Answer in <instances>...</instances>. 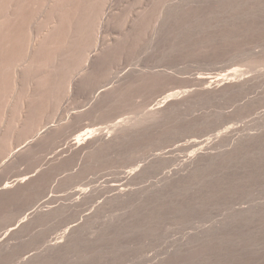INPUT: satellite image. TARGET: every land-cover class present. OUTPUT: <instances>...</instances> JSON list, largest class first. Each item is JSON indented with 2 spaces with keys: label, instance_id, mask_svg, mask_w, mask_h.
I'll list each match as a JSON object with an SVG mask.
<instances>
[{
  "label": "rangeland",
  "instance_id": "rangeland-1",
  "mask_svg": "<svg viewBox=\"0 0 264 264\" xmlns=\"http://www.w3.org/2000/svg\"><path fill=\"white\" fill-rule=\"evenodd\" d=\"M16 1L0 264H264V0Z\"/></svg>",
  "mask_w": 264,
  "mask_h": 264
},
{
  "label": "bare ground",
  "instance_id": "bare-ground-1",
  "mask_svg": "<svg viewBox=\"0 0 264 264\" xmlns=\"http://www.w3.org/2000/svg\"><path fill=\"white\" fill-rule=\"evenodd\" d=\"M2 1H3V0H2ZM15 1H16V0H15ZM49 1H50V0H49ZM76 1H77V0H76ZM16 2H17V1H16ZM16 2H15V3H16ZM18 2H19V1H18ZM26 2H28V1H26ZM32 2H33V1H32ZM32 2H31V5L33 4ZM39 2H40V1H39ZM47 2H48V1H47ZM50 2H51V1H50ZM52 2H53V1H52ZM56 2H57V1H56ZM56 2H55V3H56ZM59 2H60V1H59ZM66 2H67V1H66ZM74 2H75V1H74ZM74 2H73V4H76V3H74ZM80 2H82V1L80 0ZM95 2H97V1H95ZM98 2H99V1H98ZM104 2H105V1H104ZM1 3H2V2H1ZM15 3H14V4H15ZM23 3H24V2H23ZM43 3H44V2H43ZM105 3H106V2H105ZM37 4H38V3H37ZM45 4H46V3H45ZM53 4H54V3H53ZM56 4H57V3H56ZM62 4H63V3H62ZM62 4H60L61 7H62ZM64 4H65V3H64ZM70 4H71V6L73 5L72 3H70ZM93 4H94V3H93ZM93 4H92V5H93ZM103 4H104V3H103ZM0 5H1V4H0ZM3 5H4V4H3ZM5 5H6V4H5ZM42 5H43V4H42ZM47 5H48V4H47ZM60 5H59V6H60ZM85 5H87L86 2H85ZM96 5H97V4H96ZM1 6H2V5H1ZM1 6H0V7H1ZM8 6H9V5H8ZM27 6H28V5H27ZM27 6H25V7H27ZM29 6H30V5H29ZM48 6H50V4H49ZM65 6H66V5H65ZM67 6H68V5H67ZM69 6H70V5H69ZM2 7H4L5 9L8 8V7H5V6H2ZM18 7H20V6L18 5ZM18 7H17V8H18ZM34 7H35V6H34ZM37 7H38V6H37ZM41 7H42V6H41ZM78 7H79V6H78ZM14 8H16V7H14ZM17 8H16V9H17ZM28 8H30V7H28ZM32 8H33V7H32ZM35 8H36V7H35ZM45 8H46V10H47L48 7L45 6ZM50 8H51V7H50ZM54 8H55V7H54ZM63 8H65V7H63ZM63 8H62V9H63ZM79 8H80V7H79ZM83 8L85 9L84 6H83ZM86 8H87V7H86ZM26 9H27V8H26ZM33 9H34V8H33ZM60 9H61V8H60ZM70 9H71V7L69 8V10H70ZM76 9H77V8H76ZM87 9H88V8H87ZM87 9H85V10H87ZM90 9H92V8H90ZM90 9H89V10H90ZM99 9H100V8H99ZM10 10H11V9L9 8V13H10ZM44 10H45V9H44ZM55 10H56V9H55ZM81 10H82V9H81ZM89 10H88V11H89ZM102 10H103V9H102ZM14 11H15V9H14ZM14 11H13V12H14ZM19 11H20V10H19ZM26 11H27V10H26ZM28 11H29V10H28ZM30 11H31V10H30ZM42 11H43V8H42ZM52 11H53V10H52ZM70 11H71V10H70ZM76 11H78V12L76 13V14L78 15L79 10H76ZM91 11H92V10H91ZM104 11H106V10H104ZM107 11H108V10H107ZM3 12H4V10H3ZM6 12H8V11H5V13H6ZM13 12H12V13H13ZM44 12H46V11H44ZM47 12H48V10H47ZM58 12H59V11H58ZM63 12H64V11H63ZM89 12H90V11H89ZM12 13H11V15H12ZM42 13H43V12H42ZM42 13L39 12V14H42ZM54 13H55V12H54ZM54 13H53V14H54ZM59 13H61V12H59ZM67 13H68V12H67ZM90 13H91V12H90ZM96 13H97V12H96ZM102 13H103V12H102ZM0 14H1V12H0ZM3 14H4V13H3ZM3 14H2V15H3ZM18 14H19V13H17V15H18ZM22 14H23V13H22ZM33 14H34V13H33ZM43 14H44V13H43ZM53 14H52V15H53ZM62 14H63V13H62ZM69 14H70V13H69ZM87 14H88V13H87ZM100 14H101V13H100ZM104 14H105V13H104ZM104 14H103V15H104ZM107 14H108V13H107ZM5 15H6V14H5ZM36 15H37V14H36ZM48 15H50V13H49ZM54 15H55V14H54ZM54 15H53V16H54ZM56 15H57V13H56ZM67 15H68V14H67ZM77 15H76V16H77ZM85 15H86V14H85ZM85 15H83V16L85 17ZM98 15H99V14H98ZM105 15H106V14H105ZM6 16H7V15H6ZM18 16H19V15H18ZM37 16H39V15H37ZM40 16H43V15H40ZM68 16H70V15H68ZM72 16H73V15H72ZM72 16H71V17H72ZM99 16H101V15H99ZM108 16H109V15H108ZM10 17H11V16H9L8 18H10ZM12 17H13V15H12ZM16 17H17V16H16ZM20 17H21V16H20ZM43 17H45V16H43ZM74 17H75V15L73 16V18H74ZM84 17H83V18H84ZM101 17H102V16H101ZM25 18H26V17H25ZM37 18H38V17H37ZM41 18H42V17H41ZM41 18H40V19H41ZM89 18H90V17H89ZM89 18H88V19H89ZM97 18H98V16H97ZM106 18H107V17H106ZM2 19H3V18H2ZM35 19H36V18H35ZM40 19H39V20H40ZM45 19H46V18H45ZM68 19H69V18H68ZM99 19H101V18H99ZM103 19H104V17L102 18V20H103ZM13 20H16V19H13ZM56 20H57V19H56ZM75 20H76V19H74V22H75ZM85 20H86V19H85ZM85 20H84V21H85ZM2 21H5V19L2 20ZM7 21H8V20H7ZM20 21H22V20L20 19ZM30 21H31V20H30ZM59 21H60V20H59ZM59 21H58V22H59ZM68 21H69V20H68ZM70 21H71V19H70ZM70 21H69V22H70ZM80 21H81V20H80ZM17 22H18V21H17ZM17 22H13V23H16V25H17ZM33 22H34V21H33ZM35 22H36V21H35ZM40 22H41V21H40ZM69 22H68V23H69ZM89 22H90V21H89ZM10 23H11V22H10ZM22 23H23V22H22ZM28 23H29V22H28ZM43 23H44V22H43ZM46 23H47V22H46ZM54 23H55V22H54ZM59 23H61V22H59ZM72 23H73V21H72ZM81 23H82V21H81ZM81 23H80V24H81ZM97 23H98V22H97ZM102 23H103V21H102ZM102 23H101L100 25H102ZM6 24H8V23L6 22ZM51 24H53V23L51 22ZM51 24H49V23L47 24V25H49L48 29L46 28L47 30H49ZM56 24H57V23H56ZM69 24H70V23H69ZM77 24H79V23H77ZM84 24H85V23H84ZM95 24H96V23H95ZM16 25H15V26H16ZM21 25H22V24H21ZM33 25H34V23H33ZM35 25H38V23H36ZM35 25H34V26H35ZM39 25L42 26L43 24H42V25L39 24ZM66 25H67V24H66ZM74 25H75V24H74ZM93 25H94V24H93ZM11 26H12V25H11ZM26 26H27V25H26ZM30 26H31V25H30ZM40 26H39V27H40ZM70 26H71V25H70ZM72 26H73V25H72ZM75 26H76V25H75ZM31 27H32V26H31ZM31 27H30V28H31ZM61 27H62V25H61ZM80 27H81V26H80ZM84 27H85V25H84ZM16 28H17V27H16ZM16 28H15V29H16ZM32 28H34V27H32ZM32 28H31V29H32ZM56 28H57V27H56ZM78 28H79V27H78ZM78 28H77V29H78ZM97 28L100 29L101 27L98 26V24H97ZM2 29H3V28H2ZM4 29H5V28H4ZM9 29H10V28H9ZM20 29H21V28H20ZM28 29H29V28H28ZM31 29H30V30H31ZM35 29H36V27H35ZM40 29H41V28H40ZM43 29H45V28H43ZM46 29H45V30H46ZM74 29H75V28H74ZM79 29H80V28H79ZM84 29H85V28H84ZM86 29H87V28H86ZM90 29H91V27H90ZM99 29H98V30H99ZM16 30H17V29H16ZM16 30H15V31H16ZM33 30H34V29H33ZM33 30H32V32H33ZM38 30H39V29H38ZM72 30H73V28H72ZM92 30H93V29H92ZM1 31H2V30H1ZM85 31H86V30H85ZM95 31H96V30H95ZM30 32H31V31H30ZM32 32H31V34H32ZM34 32H35V31H34ZM47 32H48V31H47ZM51 32H52V31H51ZM51 32H50V33H51ZM54 32H55V31H54ZM73 32H74V31H73ZM76 32H77V31H76ZM96 32H97V31H96ZM99 32H100V31H99ZM2 33H3V32H2ZM7 33H8V32H7ZM13 33H14V32H13ZM35 33H36V32H35ZM35 33H34V35H35ZM40 33H41V32H40ZM43 33H44V30H43ZM60 33H61V32H60ZM62 33H64V32H62ZM88 33H89V32H88ZM8 34H9V33H8ZM16 34H17V33H16ZM67 34H68V33H67ZM72 34H73V33H72ZM77 34H78V32H77ZM90 34H92V32H90ZM97 34H98V33H97ZM4 35H5V34H4ZM6 35H7V34H6ZM19 35H22V34H19ZM54 35H55V34H54ZM69 35H71V34H68V36H69ZM78 35H80V34H78ZM95 35H96V34H95ZM0 36H1V35H0ZM22 36H23V35H22ZM31 36H32V35H31ZM43 36H44V34H43ZM49 36H51V35H49ZM73 36H74V35H73ZM87 36L89 37V35H87ZM4 37H5V36H4ZM18 37H19V36H18ZM18 37H17V39H18ZM39 37H40V36H39ZM69 37H70V36H69ZM82 37H83V36H82ZM90 37H92V36H90ZM93 37H94V36H93ZM0 38H1V37H0ZM2 38H3V37H2ZM29 38H30V37H29ZM42 38H43V37H42ZM42 38H41V39H42ZM55 38H56V37H55ZM55 38H54V39H55ZM61 38H62V36H61ZM72 38H73V37H72ZM94 38H95V37H94ZM96 38H97V37H96ZM98 38H100V37H98ZM6 39L8 40V38H6ZM34 39H36V38H34ZM34 39H33V41H34ZM44 39H45V37H44ZM50 39H51V37H50ZM66 39H67V38H66ZM79 39H80V38H79ZM31 40H32V38H31ZM36 40H38V39H36ZM71 40H72V39H71ZM73 40H74V38H73ZM76 40H77V39H76ZM92 40H93V39H92ZM98 40H99V39H98ZM3 41H4V40H3ZM41 41H42V40H41ZM66 41H67V40H66ZM96 41H97V39H96ZM96 41H95V42H96ZM14 42H15V41H14ZM17 42H18V41H17ZM39 42H40V41H39ZM49 42H50V41H49ZM68 42H69V41H68ZM78 42H79V41H78ZM86 42H87V41H86ZM86 42H85V44H86ZM97 42H98V41H97ZM97 42H96V43H97ZM0 43H1V42H0ZM15 43H16V42H15ZM21 43H22V42H21ZM35 43H36V42H33V43L30 42V44H32V45H30V48H29L30 50H31L33 47H35V46H34ZM70 43H71V42H70ZM81 43H82V41H81ZM83 43H84V42H83ZM41 44H42V43H41ZM41 44H40V45H41ZM50 44H51V43H50ZM50 44H49V45H50ZM63 44H64V43H63ZM66 44H67V43H66ZM10 45H11V44H10ZM15 45H16V44H15ZM24 45H25V44H24ZM67 45H68V44H67ZM98 45H99V43H98ZM98 45L96 46L97 48H98ZM2 46H3V45H2ZM79 46H80V45H79ZM82 46H83V45H82ZM93 46H95V45H93ZM28 47H29V43H28ZM28 47H27V48H28ZM36 47H37V46H36ZM49 47H50V46H49ZM3 48H4V47H3ZM6 48H7V47H6ZM8 48H9V47H8ZM10 48H11V47H10ZM42 48H43V46H42ZM72 48H75V47H72ZM78 48H79V47H78ZM84 48H85V47H84ZM86 48H87V47H86ZM93 48H94V47H93ZM29 49H28V50H29ZM34 49H35V48H34ZM37 49H38V48H37ZM47 49H48V48H47ZM82 49H83V48H82ZM0 50H2V49H0ZM13 50H14V49H13ZM19 50H20V49H19ZM32 50H33V49H32ZM89 50H91V49H89ZM34 51H36V50H34ZM34 51H33V52H34ZM47 51H48V50H47ZM47 51H46V53H47ZM52 51H54V50H52ZM60 51H61V50H60ZM65 51H66V50H65ZM75 51H76V49H75ZM81 51H82V50H81ZM21 52H22V51H21ZM25 52H26V51H25ZM48 52H49V51H48ZM78 52H79V51H78ZM78 52H77V53H78ZM96 52H97V51H96ZM98 52H99V50H98ZM37 53H38V52H37ZM44 53H45V52H44ZM70 53H71V52H70ZM90 53H91V52H90ZM8 54H9V53H8ZM8 54H7V55H8ZM23 54H24V53H23ZM38 54H39V53H38ZM53 54H54V53H53ZM9 55H10V54H9ZM16 55H17V54H16ZM27 55H28V53H27ZM29 55H30V54H29ZM36 55H37V54H36ZM73 55H74V54H73ZM87 55H88V53H87ZM87 55H86V56H87ZM91 55H92V54H91ZM12 56H14V55H12ZM17 56L19 57V55H17ZM22 56H23V55H22ZM32 56H34V55H32ZM32 56L30 55L29 58L32 57ZM48 56H49V55H48ZM89 56H90V54H89V55L87 56V58H86V61H88V62H90L89 60L91 59ZM43 57H44V56H43ZM65 57H66V56H65ZM74 57H75V56H74ZM93 57H97V56H93ZM21 58H22V57H21ZM27 58H28V57H27ZM59 58H60V57H59ZM9 59H10V58H9ZM24 59H25V58H24ZM39 59H40V58H39ZM42 59H43V58H42ZM42 59H41V60H42ZM16 60H17V59H16ZM44 60H45V59H43V61H44ZM54 60H55V59H54ZM54 60H53V61H54ZM57 60H58V59H57ZM68 60H69V59H68ZM95 60H96V58H95ZM0 61H1V60H0ZM22 61H23V60H22ZM24 61H25V60H24ZM26 61H27V60H26ZM50 61H51V60H50ZM55 61H56V60H55ZM7 62H8V61H7ZM14 62H15V61H14ZM16 62H17V61H16ZM34 62H35V61H34ZM37 62H38V61H37ZM56 62H57V61H56ZM61 62H62V61H61ZM5 63H6V62H5ZM5 63H4V64H5ZM20 63H21V61H20ZM50 63H51V62H50ZM85 63H86V62H85ZM2 64H3V63H2ZM8 64H9V63H8ZM33 64H34V63H33ZM80 64H81V63H80ZM83 64H84V63H83ZM83 64H82V65H83ZM5 65H6V68H7V63H6ZM21 65L23 66L22 63H21ZM25 65H27V63H26ZM28 65H29V64H28ZM36 65H37V64H36ZM39 65H40V63H39ZM84 65H85V64H84ZM13 66H14V65H13ZM15 66H16V65H15ZM0 67H1V66H0ZM24 67H25V66H24ZM42 67H43V66H42ZM59 67H60V66H59ZM88 67H89V66H88ZM8 68H9V67H8ZM15 68H16V67H15ZM19 68H20V65H19ZM28 68H29V67H28ZM31 68H32V67H31ZM91 68H92V67H91ZM17 69H18V66H17ZM21 69H23V67H22ZM58 69H59V68H58ZM83 69H84V68H83ZM8 70L10 71L11 69H8ZM35 70H36V69H35ZM42 70H43V69H42ZM55 70H56V69H55ZM55 70H54V71H55ZM80 70H81V69H80ZM80 70H79V71H80ZM16 71H17V70H16ZM28 71H29V70H28ZM44 71H45V70H44ZM3 72H4V71H3ZM5 72H6V71H5ZM17 72H19V70H18ZM45 72H46V71H45ZM72 72H73V71H72ZM10 73H11V72H10ZM26 73H27V72H26ZM31 73H32V72H31ZM31 73H30V74H31ZM46 73H47V72H46ZM52 73H53V72H52ZM86 73H87V72H86ZM5 74H6V73H5ZM33 74H34V73H33ZM82 74H83V73H82ZM84 74H85V73H84ZM36 75H37V74H36ZM79 75H80V74H79ZM8 76H9V75H8ZM11 76H12V75H11ZM16 76H17V73H16V75H15V78H16ZM32 76H33V75H32ZM21 77H22V76H21ZM30 77H31V76H30ZM35 77H36V76H35ZM200 77H201V76H200ZM202 77H203V76H202ZM202 77H201V79H203V80H204V78H206V77H204V78H202ZM207 77L209 78V76H207ZM220 77H222L223 80H225V79H227V80H231V76H228V75H227V76L225 75V77H224V75H222V76H220ZM220 77H218L217 79H219ZM223 77H224V78H223ZM15 78H14V79H15ZM22 78H23V77H22ZM36 78H38V77H36ZM211 78H212V77H211ZM12 79H13V78H12ZM14 79H13V82H14V81L16 82V79H15V80H14ZM19 79H20V78H19ZM28 79H29V78H28ZM30 79H32V78H30ZM33 79H34V78H33ZM44 79H45V78H44ZM44 79H43V80H44ZM209 79H210V78H209ZM217 79H216L217 82L221 80V79H219V80H217ZM26 80H27V79H26ZM46 80H47V79H46ZM69 80H70V79H69ZM71 80H72V79H71ZM71 80H70V81H71ZM17 81H18V80H17ZM21 81H22V80H21ZM29 81H32V80H29ZM38 81H39V80H38ZM67 81H68V80H67ZM70 81L67 82V83H70ZM73 81H74V80H73ZM76 81H77V80H76ZM204 81H205V80H204ZM207 81H208V80H207ZM210 81H211V80H210ZM214 81H215V80H214ZM216 81H215V82H216ZM231 81H232V80H231ZM41 82H42V81H41ZM201 82H202V80H201ZM211 82H212V81H211ZM215 82H214V83H215ZM217 82L215 83V85H218ZM222 82H226V81H222ZM17 83H18V82H16V84H17ZM203 83H204V82H203ZM212 83H213V82H212ZM214 83H213V84H214ZM7 84H8V83H7ZM14 84H15V83H14ZM35 84H36V83H35ZM44 84H45V83H44ZM70 84H71V83H70ZM72 84H73V83H72ZM210 84H211V83H210ZM219 84L222 85L223 83L221 84V83L219 82ZM4 85H5V84H4ZM30 85H31V84H30ZM42 85H43V83H42ZM207 85H208V84H207ZM12 86H13V85H12ZM14 86H15V85H14ZM25 86H26V85H25ZM31 86H32V85H31ZM37 86H38V85H37ZM65 86H66V85H65ZM69 86H70V85H69ZM205 86H206V85H205ZM208 86H209V85H208ZM6 87H7V86H6ZM19 87H20V86H19ZM38 87H39V86H38ZM40 87H41V86H40ZM67 87H68V86H67ZM210 87H211V86H210ZM14 88H15V87H14ZM17 88H18V87H17ZM28 88H29V87H28ZM2 89H3V88H2ZM18 90H19V89H18ZM18 90H17V91H18ZM45 90H46V89H45ZM13 91H14V90H13ZM15 91H16V88H15ZM19 91H20V90H19ZM30 91H31V90H30ZM30 91H29V92H30ZM69 91H70V90H69ZM2 92H3V91H2ZM23 92H24V91H23ZM25 92H26V91H25ZM29 92H28V93H29ZM34 92H35V91H34ZM45 92H46V91H45ZM65 92H66V91H65ZM28 93H27V94H28ZM2 94H3V93H2ZM15 94L17 95L16 92H15ZM15 94H12V95H14V97H15V96H16ZM19 94H20V93H19ZM24 95H25V94H24ZM38 95H39V94H38ZM31 96L33 97V93H32ZM11 97H13V96H11ZM19 97H20V96H19ZM26 97H27V96H26ZM26 97H25V98H26ZM164 97H165V96H164ZM166 97H168V96H166ZM166 97H165V98H166ZM2 98H4V97H2ZM15 98H16V97H15ZM25 98H24V99H25ZM30 98H31V97H30ZM35 98H36V97H35ZM165 98H164V99H165ZM5 99H6V98H5ZM17 99H18V98H17ZM17 99H16V100H17ZM11 100H12V99H11ZM14 100H15V99H14ZM165 100H166V99H165ZM9 101H10V99H9ZM22 101H23V100H22ZM159 101H160V100H159ZM12 102H13V101H12ZM17 102H18V101H17ZM25 102H26V101H25ZM6 103H7V102H6ZM35 103H36V102H35ZM21 104H22V103H21ZM25 105H26V104H25ZM25 105H24V106H25ZM5 106H6V105H5ZM10 106H12V103H11ZM22 106H23V105H22ZM31 106H32V105H31ZM33 106H34V105H33ZM18 107H19V106H18ZM1 108H2V107H1ZM6 108H7V109H10L11 107L9 108V106H8V107H6ZM23 108H24V107H23ZM7 109H6V110H7ZM16 109H17V108H16ZM21 110H22V109H21ZM17 112H18V111H17ZM17 112H16V113H17ZM19 112H21V111H19ZM34 112H35V111H34ZM16 113H15V114H16ZM23 113H24V112H23ZM16 115H17V114H16ZM9 116H10V115H9ZM13 116H14V115H13ZM18 116H19V115H18ZM18 116H17V117H18ZM25 116H26V115H25ZM138 116H139V115H138ZM138 116H137V117H138ZM5 117H6V116H5ZM21 117H22V116H21ZM28 117H30V116H28ZM137 117L135 118L136 120H137ZM139 117H140V116H139ZM13 118H16V117L14 116ZM25 119H26V118H25ZM30 119H31V118H30ZM135 119H133V120H134L133 123H135ZM1 122H2V121H1ZM5 122H8V121H5ZM17 122H19V120H18ZM25 122H26V121H25ZM10 123H11V122H10ZM119 123H120V122H119ZM2 124H3V123H2ZM2 124H1V126H2ZM4 124H5V123H4ZM6 124H7V123H6ZM6 124H5V125H6ZM17 124H18V123H17ZM21 124H22V122H21ZM131 124H132V122L130 121V125H131ZM8 125H9V124H8ZM23 125H24V124H23ZM116 125H117V124H116ZM118 125H119V124H118ZM123 126H125V125H123ZM15 127H16V126H15ZM0 128H1V127H0ZM20 128H21V127H20ZM116 130H117V129H116ZM120 130H122V129H120ZM0 131H1V130H0ZM98 131H100V130H98ZM98 131H97V132H98ZM111 131H112V130H111ZM111 131H110V132H111ZM117 131H118V130H117ZM97 132H96V133H97ZM103 132H104V131H103ZM105 132H106V130H105ZM105 132H104V133H105ZM6 133H7V132H6ZM96 133H95V134H96ZM109 134H111V133H109ZM85 135H86V134H85ZM96 135L98 136V134H96ZM96 135H95V136H96ZM99 135H100V134H99ZM102 135L104 136V134H102ZM107 135H108V134H107ZM0 137H1V136H0ZM90 137H91V136H90ZM90 137H89V138H90ZM99 137H100V136H99ZM3 138H4V137H3ZM82 139H83V137H82ZM85 139H86V137H85ZM78 140H80V139H79L78 136H76L74 139H72V142H71V143H73V145H74V143L76 144V143L78 142ZM30 143H31V142H30ZM71 143H70V144H71ZM78 143H79V142H78ZM80 143H82V140L80 141ZM33 144H34V143H33ZM33 144H32V145H33ZM77 145L79 146L80 144H76L75 146H77ZM92 145H93V144H92ZM28 146H29V145H28ZM7 149H8V148H7ZM20 149H21V148H20ZM23 149H24V148H23ZM5 151H6V150H5ZM5 151H4V152H5ZM6 153H7V152H6ZM9 153H11V150H10ZM9 153H8V155H9ZM15 154H16V153H15ZM190 155H191V154H190ZM5 156H7V155H5ZM12 156H13V155H12ZM14 156H15V155H14ZM9 158H10V157H9ZM193 167H194V166H193ZM22 181H23V179H22ZM122 189H123V188H122ZM120 190H121V189H120ZM124 190H126V189H123V191H124ZM78 191H79V190H78ZM123 191H120L119 193L121 194ZM124 192H126V191H124ZM77 193H79V192H77ZM122 194H124V193H122ZM122 194H121V195H122ZM72 228H74V225H73V227H72V226H69V227L66 228L64 231H62L63 233H62V235L60 236V240H58L59 238H58L57 240L54 239V240H53L54 242H51V243H50V247H52V246L55 247V246H57V245H59V246L62 245V243H61L60 241H62V239H64V238L66 237V235L68 234V231H69L70 229H72ZM8 231H9V229H8ZM6 232H7V231H6ZM3 233H4V232H3ZM4 234H6V233H4ZM2 235H3V234H2ZM2 237H5V235L2 236ZM2 237H0V239H1ZM1 240H2V239H1ZM2 243H3V240H2ZM60 243H61V244H60ZM51 244H53V245H51ZM57 247H58V246H57ZM51 249H52V248H51ZM54 249H56V247H55ZM25 258H26V257H25Z\"/></svg>",
  "mask_w": 264,
  "mask_h": 264
}]
</instances>
